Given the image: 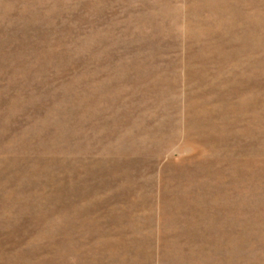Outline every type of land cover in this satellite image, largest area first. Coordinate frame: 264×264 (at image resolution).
<instances>
[{"label": "rangeland", "instance_id": "obj_1", "mask_svg": "<svg viewBox=\"0 0 264 264\" xmlns=\"http://www.w3.org/2000/svg\"><path fill=\"white\" fill-rule=\"evenodd\" d=\"M0 264H264V0H0Z\"/></svg>", "mask_w": 264, "mask_h": 264}]
</instances>
